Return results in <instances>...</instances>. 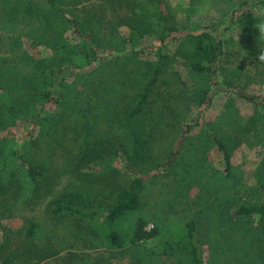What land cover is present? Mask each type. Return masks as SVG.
Here are the masks:
<instances>
[{"label": "trees", "instance_id": "16d2710c", "mask_svg": "<svg viewBox=\"0 0 264 264\" xmlns=\"http://www.w3.org/2000/svg\"><path fill=\"white\" fill-rule=\"evenodd\" d=\"M241 6L230 15V23L238 22L241 16H250L254 7L264 11V0H246ZM0 9L3 27L21 20L37 23L26 35L35 47L42 46L51 51L47 56H35L22 45L21 36L10 45H0V88L7 91L2 93L5 99L0 100V216L11 209L12 201L22 197L24 178H28L33 190L25 204H36L53 196L49 207L53 218L73 220L79 228L100 237L119 255H124L128 246L135 249L158 239L160 230L157 224L148 227L149 219L143 216L136 217L128 239L116 226L128 216L138 215L144 189L152 177L169 175L176 164L186 168L181 153L194 126L202 123L197 120L189 124L165 161L146 169L145 164L151 163L150 147L154 135L147 133L139 121L160 83L168 81L165 76L170 56L163 49L171 39L179 36L182 43L177 52L184 56L189 71L201 79V87L194 98L204 112V107L213 99L212 94L220 88L218 75L227 56V41L221 24L193 31L186 21L177 19L167 0H0ZM122 27L129 29L128 35L123 34ZM147 36H155L150 46L140 43ZM259 40L264 46V38ZM157 43L158 47L155 46ZM143 52L153 53L155 59L149 63V71L141 80L136 95L128 105L117 108L119 96H122L118 93L122 88L120 81L124 78L123 72L128 71L125 70L128 69L126 63L128 60L141 63L139 57ZM77 57L87 60L84 67L74 62ZM113 64L122 73L106 79L111 74H103V71ZM65 68L67 74L63 72ZM94 74H98L96 88L98 85L101 96L112 95V98L99 102L105 104V109H99L97 113L105 121L97 120V123L106 122L111 126V122L120 121L119 125H125L131 120L138 121L123 137L114 133H97V125L89 128L88 132L95 138L71 162L75 171L89 175V183L81 190L68 192L65 187L56 193L57 173H52L50 165L32 154V146L39 138L35 132L40 130L42 133L46 121L62 120L66 102L80 110L68 90L61 89L55 95L57 76H62L60 85L65 89L70 76L76 86L87 88ZM47 85L50 90L45 89ZM223 85L255 108L250 120L244 126L238 125V134L223 135L209 126L203 127L209 140L223 155L224 169L216 176L228 192L223 193L218 216L214 219L215 230L225 231L222 230V238L209 239L208 234H202L199 221L191 218L182 233H176L159 252L154 251V255L160 253L172 259L173 264H264V149L256 170V176L262 182L255 184L251 193L241 190L244 185L231 184L235 180L231 145H239L247 141L250 133H260L264 129V97L235 86L226 76ZM15 87L24 90L13 94ZM49 104L55 105L54 108H49ZM86 107L89 111L91 106ZM120 110H124L122 116ZM114 111L116 114L111 113ZM121 154L130 158L134 165V176L127 183L117 180ZM91 164L101 166L97 174L81 171L80 168H92ZM106 172L111 173L109 180ZM98 183L111 186L110 195L105 197L108 200L113 196V199L108 202L99 199L94 187ZM235 183L239 184V181ZM36 228L37 224L29 220L19 229L0 221V264H40L56 256L60 251L52 244L36 240ZM206 250L210 253L208 258ZM71 264L90 263H77L73 259ZM94 264L113 263L100 259Z\"/></svg>", "mask_w": 264, "mask_h": 264}, {"label": "rangeland", "instance_id": "374dc122", "mask_svg": "<svg viewBox=\"0 0 264 264\" xmlns=\"http://www.w3.org/2000/svg\"><path fill=\"white\" fill-rule=\"evenodd\" d=\"M245 1L167 0L177 19L186 21L193 31L207 25L219 26L221 24L223 36L227 41V56L223 69L218 75L220 88L212 94L213 99L209 106L204 107V112H201L203 110L199 107L197 99L194 98L201 87V79H197L189 71L184 56L177 52L182 39L180 36L171 39L163 49L170 56L165 76L168 81L160 83L159 89L150 98L151 101L139 121L147 133L154 135L150 147L151 160L149 161L151 163L145 164V168L150 169L163 163L175 149L183 130L189 124L197 120L202 124L194 126L181 153L182 159L186 162L183 164L186 168L176 164L171 168L169 175L152 177L144 189L143 203L138 215H130L116 226V229L128 239L136 217L143 216L149 219L148 227L153 228L157 224L160 230L158 239L147 241L135 249L128 246L127 252L124 255H119L100 237L87 232L84 228H79L73 220L53 218L49 209L53 196L50 195L36 204H25L31 196L33 185L28 178H24L25 188L22 197L12 201L11 209L6 210L7 212L0 216V221L14 229L21 228L26 220L37 224L36 240L40 243L52 244L54 249L60 251L56 256L44 260L40 264H71L73 259L77 263L90 264H94L100 259L113 264H173L172 259L160 253L154 255V251L159 252L166 242L174 239L176 233H182L185 223L191 218H196L199 221L201 232L208 234L207 238L217 239L222 236V230L225 231V229L215 230L217 227L214 217L218 216L220 210L218 205L221 203L223 193L228 192L224 183L223 187L221 180L216 176V174L220 175L219 173L224 169L223 155L218 147L209 140L203 127L209 126L223 135L238 134V125L244 126L255 112L252 103L226 90L223 85L225 76L232 80L235 86L264 97V59H262L264 46H262V40H259V38H264V11L254 7L250 10V16H241V19L233 24L229 22L232 12L241 9V4ZM0 13H2L1 9ZM2 17L0 14V45H10L17 36H21L22 45L30 50L31 54H35V56L50 54V48L35 47L31 44V38L26 35L30 29L37 26V23L30 24L21 20L13 22L14 25L3 27ZM121 30L123 34H129L127 27H122ZM154 40L155 36H147L140 43L150 46ZM155 46L158 47L159 44L157 43ZM139 59L142 61L141 63L139 60L138 62L128 60L126 63L128 69L125 70L128 71L126 74L123 72L124 78L120 81L122 88L118 89V93H122V96H119L117 108L123 107L125 104L128 105L129 100L136 95L141 88V80L146 77V72L149 71V63L155 57L151 52H143ZM86 61L85 58H74V62L80 67H84ZM67 70L65 68L63 72L67 74ZM106 72L111 74L106 78L109 79L121 74L122 70L117 69L113 64L106 67L103 74ZM61 78V75L56 77L55 95L61 89L68 90L72 99L79 105L76 107L81 111L72 108V104L70 107L66 102L64 119L62 118L58 122L46 121L44 131L42 133L40 130L35 132L39 138L32 146V154L50 165L52 173H57L54 190L56 193L65 187L68 192L81 190L84 185L89 183V175L85 176L75 171L71 164L72 160L95 138L92 133L88 132L89 128H94L97 125L99 129L96 131L97 133H114L123 137L129 134L138 121L131 120L130 124L125 125H119L120 121L118 123L111 122V126L106 122L98 124L97 120L105 121L97 113L99 109H105V104L99 102L112 98V95L109 94L101 96V91L98 90L99 86L97 85L96 88L99 81L98 74L91 75L87 88L76 86L72 82L73 76H70L66 81L69 85L65 89L60 85ZM27 88L25 89L28 90ZM21 89L23 88L15 87L13 94L16 92L20 94ZM45 89L50 90L48 85ZM6 92L5 89L0 88V100L5 99L2 93ZM98 93L103 97L101 98L103 100L99 99ZM229 99H231L230 103ZM69 100L72 102L70 98ZM228 103L229 106H227ZM88 105L91 106L89 111L86 110ZM54 106L50 105L49 108H54ZM123 112L124 110L119 114L122 116ZM111 113L116 114L115 111ZM235 121H239L238 124H235ZM263 145L264 129L260 133H250L247 136V141L239 145H231L234 165L232 171L235 177L231 183L233 186L235 184L238 185L237 187L244 185L241 190L251 193L255 184L262 182L258 180L256 170L262 160ZM120 162L117 180L127 183L134 176V165L132 160L123 154H121ZM63 167L66 169L64 170ZM91 167L80 169L97 174L101 168L100 165L93 164ZM104 174L108 180L111 178V173ZM236 180L239 181V184L235 183ZM98 184H95L94 187L100 195L99 199L106 202L113 199V196L108 197V200L105 197L110 195L111 186L108 183H104V186ZM217 249L219 252L222 251L220 247ZM205 254L208 258L210 253L206 250Z\"/></svg>", "mask_w": 264, "mask_h": 264}, {"label": "clouds", "instance_id": "9594fccd", "mask_svg": "<svg viewBox=\"0 0 264 264\" xmlns=\"http://www.w3.org/2000/svg\"><path fill=\"white\" fill-rule=\"evenodd\" d=\"M262 59H264V57H262Z\"/></svg>", "mask_w": 264, "mask_h": 264}]
</instances>
